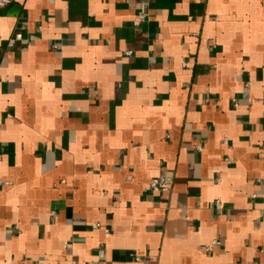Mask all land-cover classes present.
<instances>
[{
    "label": "crops",
    "instance_id": "obj_1",
    "mask_svg": "<svg viewBox=\"0 0 264 264\" xmlns=\"http://www.w3.org/2000/svg\"><path fill=\"white\" fill-rule=\"evenodd\" d=\"M0 264H264V0L0 7Z\"/></svg>",
    "mask_w": 264,
    "mask_h": 264
},
{
    "label": "built area",
    "instance_id": "obj_2",
    "mask_svg": "<svg viewBox=\"0 0 264 264\" xmlns=\"http://www.w3.org/2000/svg\"><path fill=\"white\" fill-rule=\"evenodd\" d=\"M11 1L12 0H0V7L6 6ZM147 5H148L147 2H140L139 6H138V13L133 18V24L134 25H138L139 23H141V22L145 21V19H147ZM16 38L21 39V34L17 33ZM54 47H56V46L53 45V48ZM125 54L129 55V54H131V51H126ZM61 182L64 183V180H62ZM172 183H173V181L171 178H169L168 176H166L164 174H161V175H158V176L152 178L149 181L148 186H149V190L153 193H162V192L166 193V192L170 191V189L172 187ZM92 226L94 228H96V227H99L100 224L95 222V223H92ZM106 232H107V230H106ZM214 244H218V242L216 240L212 241L211 245H214ZM135 260L139 261V257L136 256Z\"/></svg>",
    "mask_w": 264,
    "mask_h": 264
}]
</instances>
